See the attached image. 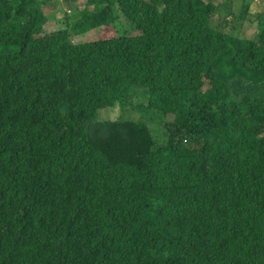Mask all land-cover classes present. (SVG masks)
<instances>
[{"label":"trees","instance_id":"trees-1","mask_svg":"<svg viewBox=\"0 0 264 264\" xmlns=\"http://www.w3.org/2000/svg\"><path fill=\"white\" fill-rule=\"evenodd\" d=\"M52 1L0 0V264H264V13Z\"/></svg>","mask_w":264,"mask_h":264},{"label":"rangeland","instance_id":"rangeland-1","mask_svg":"<svg viewBox=\"0 0 264 264\" xmlns=\"http://www.w3.org/2000/svg\"><path fill=\"white\" fill-rule=\"evenodd\" d=\"M249 13L246 15V19L243 25L240 27V36L245 38H254L258 32V14L264 13V0H249ZM171 4L170 0H163L162 11L165 10L168 5ZM205 4L211 7L212 5H219L223 12L231 11L233 14H242L243 7L245 5L244 0H205ZM85 6V0H53L50 6L45 7V13L48 16V23L51 28L63 29L66 26L67 15H73L75 9H83ZM119 11V10H117ZM108 18V23L104 26L93 27L88 31L84 32L82 35L76 36L74 38L75 43L88 42L92 40H97L101 38H107L108 32L112 33H127L134 34L137 31L131 27V24L120 15L116 16V20L112 21ZM218 16L214 20H217ZM117 23L119 25H117ZM138 91V92H137ZM136 93L131 97L130 103L128 105L129 111L132 114H136V106L141 103H146L144 99V91L137 89ZM139 93V94H138ZM120 106L111 107L110 109L101 110L102 115L99 114L100 118L112 119L120 112ZM166 120L170 119V115H167ZM145 120L147 121L149 128L151 130V135L155 139L158 137V131L155 129V125L161 118L153 113L148 112L146 114ZM156 141V140H155Z\"/></svg>","mask_w":264,"mask_h":264},{"label":"clouds","instance_id":"clouds-1","mask_svg":"<svg viewBox=\"0 0 264 264\" xmlns=\"http://www.w3.org/2000/svg\"><path fill=\"white\" fill-rule=\"evenodd\" d=\"M205 2V0H203ZM82 35V34H81ZM134 95V94H133ZM130 103V102H129Z\"/></svg>","mask_w":264,"mask_h":264}]
</instances>
